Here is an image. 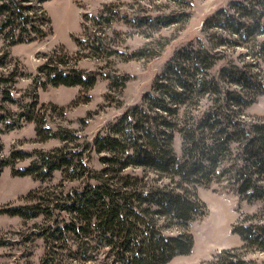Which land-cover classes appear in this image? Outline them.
<instances>
[{"label": "rangeland", "instance_id": "obj_1", "mask_svg": "<svg viewBox=\"0 0 264 264\" xmlns=\"http://www.w3.org/2000/svg\"><path fill=\"white\" fill-rule=\"evenodd\" d=\"M4 1L30 9H13L10 18L0 12V161L9 162L0 174V264H121L120 254L100 235L99 203L89 207L90 215L77 209L80 203L75 199L99 184L118 188L120 174L156 173L148 167L121 172L119 165L104 160L111 154L98 150L96 138L128 109L142 106L148 112L144 97L160 95L155 84L168 62L197 49L214 59L212 66L207 69L200 63L198 70L189 71L190 61L184 59L186 76L214 78L219 87L206 94L195 89L178 116L173 115L177 155L182 156L183 142L177 130L193 124L191 117L200 110L221 104L237 108L234 93L251 101L246 115L264 117V33L237 38L221 28L206 27L221 10L243 21L257 17L264 22V0H0V4ZM157 16L177 22L164 26ZM261 29L264 25L256 33ZM223 37L238 43L222 46ZM79 72L96 76V82L90 87L52 83L56 75ZM169 105L175 108L172 102ZM19 153L25 157H12ZM35 161L40 166L37 176L13 173ZM57 163L64 164L62 169L41 177ZM197 188L208 214L191 223L193 252L168 264H200L223 249L242 246L232 229L247 215H258L264 223V201L240 199L229 180ZM18 205L33 206L39 215L23 218L1 212ZM243 253L264 263V251Z\"/></svg>", "mask_w": 264, "mask_h": 264}, {"label": "trees", "instance_id": "obj_2", "mask_svg": "<svg viewBox=\"0 0 264 264\" xmlns=\"http://www.w3.org/2000/svg\"><path fill=\"white\" fill-rule=\"evenodd\" d=\"M23 8L30 9L19 4L12 6L10 1L0 4V12H6L8 18L13 15V9ZM215 18V22L206 27L221 28L237 38L264 33V29L256 33L264 25L257 17L243 21L221 10ZM156 20L164 26L177 22L170 16H157ZM221 41L222 46L238 43L237 39L227 37ZM180 55L168 62L163 76L156 82L155 90L160 95L146 93L144 99L149 111L142 106L128 109L105 135L99 134L95 140L99 151L111 154L104 160L119 165L121 172L128 167H148L156 174L152 177L120 174L118 188L99 184L94 191L75 199L80 203L77 209L90 215L89 207L97 208L99 203L100 235L106 246L120 254L121 264H168L176 256L193 252L195 237L191 223L206 216L209 210L198 194L199 185L227 179L240 199L250 203L264 201V117L246 115L245 109L251 101L244 100L240 94L234 93L235 100L231 98L237 108L229 110L221 104L200 110L191 117L193 124L177 130L183 141L182 156L177 155L173 115L178 116L180 106L186 104L195 89L206 94L219 87L214 78L197 77L195 73L186 76L184 59L190 61L189 71L198 70L200 63L207 69L212 66L214 59L210 60L207 52L197 49L187 52L184 58ZM58 76L52 80L54 85L90 87L97 80L96 76H84V72ZM171 102L175 108L169 105ZM118 153L122 155L116 156ZM19 155L12 157H25V154ZM8 164L7 160L0 161V174ZM63 166L54 164L41 177H50ZM38 169L39 163L35 161L29 168L13 173L37 176ZM1 212L23 218L39 215L29 205L9 206ZM232 232L240 236L242 246L223 249L200 264H264L246 258L243 253L264 251V223L258 215L245 216Z\"/></svg>", "mask_w": 264, "mask_h": 264}]
</instances>
